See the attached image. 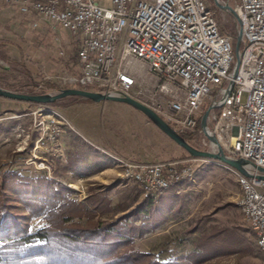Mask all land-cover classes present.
<instances>
[{"label": "rangeland", "instance_id": "1", "mask_svg": "<svg viewBox=\"0 0 264 264\" xmlns=\"http://www.w3.org/2000/svg\"><path fill=\"white\" fill-rule=\"evenodd\" d=\"M205 2L221 31L234 36L232 18L219 14L214 0ZM99 5L111 8V0H100ZM11 9L0 10V40L5 44L0 52L14 65L0 58V72L25 71L41 85L49 82L63 89L55 80L66 72L73 74L77 68V60H71L74 39L60 28L41 26L32 31L28 17ZM33 44L54 54L60 64L55 74L42 78L27 69L32 70L28 58ZM8 83L17 85L10 78ZM151 83L137 89L133 99L155 107L161 98ZM64 88L79 89L69 85ZM80 89L98 92L94 87ZM68 102L51 106L0 97V194L18 207L19 214L29 218L26 227L30 233L54 230L50 222L59 223L58 218L65 215L70 218L61 227L75 235L103 226L117 227L114 238L128 244L123 251L150 253L156 246L166 244L173 261L264 264L237 204L240 189L235 170L217 161L189 156L126 104L107 101L99 107L92 103L64 106ZM208 106L209 101H205L198 115ZM41 109L47 111L38 118ZM46 114L57 115L73 129L66 127L52 146L37 147L36 123L48 118ZM95 144H101L104 152L115 158L136 163L184 161L191 166V177L168 190L172 196L167 198L163 213L162 203L156 204L161 197L156 202L143 199L139 185L122 179L114 159L94 151L91 145ZM149 202L152 205L148 206ZM153 259V255L148 258Z\"/></svg>", "mask_w": 264, "mask_h": 264}, {"label": "built area", "instance_id": "2", "mask_svg": "<svg viewBox=\"0 0 264 264\" xmlns=\"http://www.w3.org/2000/svg\"><path fill=\"white\" fill-rule=\"evenodd\" d=\"M99 1L0 0V10L35 15L32 28H60L74 39L77 68L55 76L61 88L94 87L133 99L137 89L153 82L161 100L149 108L172 129L194 136L203 150H211V135L226 155L253 165L252 176L237 174V204L264 258V0H214L227 7L216 9L232 18L234 36L221 31L205 0H111V8ZM205 101L209 106L198 115ZM46 115L36 123L37 147L52 146L66 127L73 129L57 115ZM101 151L151 202L191 177L184 161L136 163Z\"/></svg>", "mask_w": 264, "mask_h": 264}, {"label": "trees", "instance_id": "3", "mask_svg": "<svg viewBox=\"0 0 264 264\" xmlns=\"http://www.w3.org/2000/svg\"><path fill=\"white\" fill-rule=\"evenodd\" d=\"M4 45L0 40V49ZM0 58L8 64L14 65V61L1 52ZM71 60H77V45L73 49ZM11 71V74L0 72V88L25 94H42L58 89L57 86L49 82L41 85L28 72ZM8 78L16 82L17 85L12 86L8 83ZM64 100H68V104L91 103L88 100L73 98ZM180 136L195 148H200L196 144L194 136L188 134H180ZM16 210L18 207L9 204L6 197L0 194V264H188L184 260L173 261V255L166 244L156 246L150 253L123 251L125 245L128 244L126 241L118 242L114 238L117 229L114 226H103L100 230L94 229L93 232L82 230L79 235H75L74 232L61 227L70 218L64 213H62L63 218H58L59 223H55V220L50 222V226H54V230L30 233L26 227L29 218L19 214ZM110 237L113 238L110 239ZM152 255L154 259L148 260Z\"/></svg>", "mask_w": 264, "mask_h": 264}, {"label": "water", "instance_id": "4", "mask_svg": "<svg viewBox=\"0 0 264 264\" xmlns=\"http://www.w3.org/2000/svg\"><path fill=\"white\" fill-rule=\"evenodd\" d=\"M216 2V1H215ZM216 6L223 9L217 2ZM229 14L232 16L233 11L231 8L227 9ZM240 40V34L238 35L235 43V56H236V67L239 63V52L238 44ZM0 97L6 98L13 101H19L24 103H32L39 105H49L61 102L64 99H77V100H88L92 103L100 102H119L126 104L134 110L141 113L151 124H153L160 132H162L167 138H169L175 145L184 150L189 156L195 158H203L208 160L217 161L225 166L230 167L237 173L243 176H252L254 166L248 162L236 159L226 155L220 147L215 143L213 137H208L211 150L197 149L188 142H186L179 133L172 129L166 122H164L155 112L149 107L141 104L140 102L124 95H115L111 92H95L89 90L67 88V89H55L50 90L42 94H24L14 93L9 90L0 88ZM202 129H205V125L201 124ZM264 173V171L262 170ZM264 179V178H263Z\"/></svg>", "mask_w": 264, "mask_h": 264}, {"label": "crops", "instance_id": "5", "mask_svg": "<svg viewBox=\"0 0 264 264\" xmlns=\"http://www.w3.org/2000/svg\"><path fill=\"white\" fill-rule=\"evenodd\" d=\"M4 10H12L11 8L9 9H4ZM37 16L33 15L31 17L28 18V20L30 21V26L32 24L33 21L37 20ZM29 26V24H27ZM26 25V26H27ZM29 26V27H30ZM43 26V24H42ZM29 27H26L29 29ZM41 27V26H40ZM40 27L38 28H31L32 31H35L37 29H40ZM37 39V38H36ZM35 44V43H34ZM34 44H33V47H34ZM35 48V47H34ZM32 49V54L29 56L28 59L30 63H28V66L30 65V67L32 68V70H30V68L27 67V69L31 72V73H34L42 78H44V76L46 74H52V73H56L57 69H60L59 66V62L58 60L55 58L54 54H52L51 51H49V49H46L44 48L43 46L39 45L38 44V48H35V49ZM63 65V64H62ZM53 84V83H52ZM55 85V84H54ZM58 88V87H57ZM92 103V102H91ZM101 103V102H100ZM100 103H92V105H94L95 107H99V105H101ZM81 104H84V105H87V103L85 102H77V103H74V104H65L64 106H75V105H81ZM85 107V106H84ZM64 116V115H63ZM65 117V116H64ZM66 118V117H65ZM68 120V118H66ZM69 121V120H68ZM70 122V121H69ZM92 134V132H91ZM94 135V134H92ZM92 149L94 151H97V153L100 151L102 152L101 150H105L104 147H102L101 144L97 145H91ZM99 150V151H98ZM99 152V153H100ZM91 153H93L91 151ZM101 154V153H100ZM171 192H167L165 193L164 195L161 196V198L159 199L158 203L156 204H159V203H162V209H163V213H164V204L166 203L167 201V198L168 197H171L172 194H169ZM176 193V192H175ZM175 195V194H174ZM149 205H152V204H149L148 203V206ZM147 206V207H148ZM147 209V208H146Z\"/></svg>", "mask_w": 264, "mask_h": 264}, {"label": "bare ground", "instance_id": "6", "mask_svg": "<svg viewBox=\"0 0 264 264\" xmlns=\"http://www.w3.org/2000/svg\"><path fill=\"white\" fill-rule=\"evenodd\" d=\"M222 8H223L222 10H223L224 12H226V8H227V7H226V6H223Z\"/></svg>", "mask_w": 264, "mask_h": 264}]
</instances>
